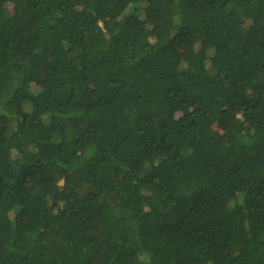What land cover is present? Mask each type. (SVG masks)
<instances>
[{
    "label": "trees",
    "instance_id": "16d2710c",
    "mask_svg": "<svg viewBox=\"0 0 264 264\" xmlns=\"http://www.w3.org/2000/svg\"><path fill=\"white\" fill-rule=\"evenodd\" d=\"M0 264H264V0H0Z\"/></svg>",
    "mask_w": 264,
    "mask_h": 264
}]
</instances>
